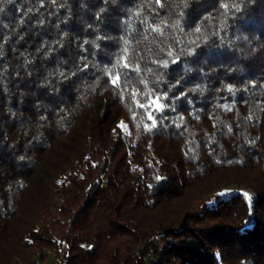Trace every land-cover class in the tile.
<instances>
[{
	"label": "trees",
	"instance_id": "trees-1",
	"mask_svg": "<svg viewBox=\"0 0 264 264\" xmlns=\"http://www.w3.org/2000/svg\"><path fill=\"white\" fill-rule=\"evenodd\" d=\"M0 9V264H264V0Z\"/></svg>",
	"mask_w": 264,
	"mask_h": 264
},
{
	"label": "snow or ice",
	"instance_id": "snow-or-ice-1",
	"mask_svg": "<svg viewBox=\"0 0 264 264\" xmlns=\"http://www.w3.org/2000/svg\"><path fill=\"white\" fill-rule=\"evenodd\" d=\"M156 3L159 4L160 0H156ZM223 7L225 9H227L228 5L225 4V5H223ZM0 10H2V9H0ZM101 11H103V9H101ZM40 23H43V21H40ZM176 26H178V25H176ZM149 27L151 28L152 31L159 32L160 34H163L162 30L160 29V27L158 25H149ZM196 31L199 32L200 29L197 28ZM169 55H172L171 52H169ZM123 66L126 67V68H130V65L128 64L126 59L124 60ZM163 66L167 67L168 66L167 62H164ZM85 67H87V65H85ZM130 70L139 71V66H136L135 68H130ZM109 79H110V82L113 84V86H119L121 77H120V74L118 72L115 73V74L109 73ZM125 90H127L126 86H125ZM229 91H231V88H229ZM132 95H133V97H136L137 95H139V90L133 89L132 90ZM162 98H166V97L152 96V95L149 94L148 95L149 104H147V105H139V106L140 107H144L146 109V111H147L148 108H153V107H154L155 111H163V108L165 107V105L160 103ZM147 119L152 121V125H151L152 127L156 126L155 118L153 117L151 112L147 113ZM243 195L250 199V197H248L247 193H244Z\"/></svg>",
	"mask_w": 264,
	"mask_h": 264
},
{
	"label": "rangeland",
	"instance_id": "rangeland-1",
	"mask_svg": "<svg viewBox=\"0 0 264 264\" xmlns=\"http://www.w3.org/2000/svg\"><path fill=\"white\" fill-rule=\"evenodd\" d=\"M34 264H58V262L54 260L52 254H44L42 259L41 257H37Z\"/></svg>",
	"mask_w": 264,
	"mask_h": 264
}]
</instances>
